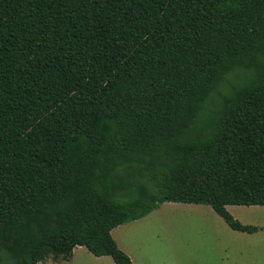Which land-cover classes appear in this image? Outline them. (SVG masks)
Instances as JSON below:
<instances>
[{"label": "trees", "instance_id": "1", "mask_svg": "<svg viewBox=\"0 0 264 264\" xmlns=\"http://www.w3.org/2000/svg\"><path fill=\"white\" fill-rule=\"evenodd\" d=\"M164 202L259 230L264 0H0V264H133L111 230Z\"/></svg>", "mask_w": 264, "mask_h": 264}, {"label": "rangeland", "instance_id": "2", "mask_svg": "<svg viewBox=\"0 0 264 264\" xmlns=\"http://www.w3.org/2000/svg\"><path fill=\"white\" fill-rule=\"evenodd\" d=\"M220 101L219 97L211 101L197 128L205 126L211 115L209 109H216ZM227 210L241 223L256 225L259 230L252 234L232 230L205 204L164 202L143 218L116 226L111 235L136 264H264V206L230 205ZM64 261L47 258L41 264ZM67 264L114 262L110 256L97 257L85 247L76 246Z\"/></svg>", "mask_w": 264, "mask_h": 264}, {"label": "crops", "instance_id": "3", "mask_svg": "<svg viewBox=\"0 0 264 264\" xmlns=\"http://www.w3.org/2000/svg\"><path fill=\"white\" fill-rule=\"evenodd\" d=\"M229 206H230V205H227L226 208L229 209ZM77 247H81V246H77ZM82 247H84V246H82ZM86 249H87V248H86ZM75 250H76V247L73 248L72 255H71V257H70L69 259H72ZM123 250H124V249H123ZM124 251L126 252V250H124ZM126 253H127V255L130 257V259H131V261L133 262V264H136V262H134L133 258L130 256V254H129L128 252H126ZM99 257H103V256H99ZM69 259H67L66 261H64L65 264H67V261H68Z\"/></svg>", "mask_w": 264, "mask_h": 264}]
</instances>
